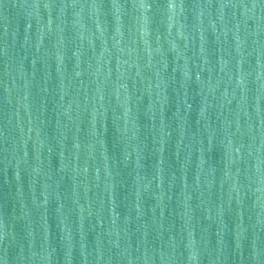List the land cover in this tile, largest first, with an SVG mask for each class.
<instances>
[{"label":"water","instance_id":"water-1","mask_svg":"<svg viewBox=\"0 0 264 264\" xmlns=\"http://www.w3.org/2000/svg\"><path fill=\"white\" fill-rule=\"evenodd\" d=\"M0 264H264V0H0Z\"/></svg>","mask_w":264,"mask_h":264}]
</instances>
